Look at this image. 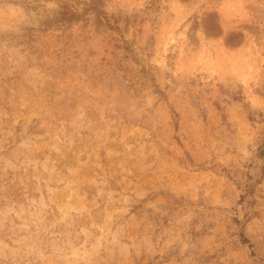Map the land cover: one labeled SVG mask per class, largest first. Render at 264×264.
Wrapping results in <instances>:
<instances>
[{
    "label": "rangeland",
    "instance_id": "1",
    "mask_svg": "<svg viewBox=\"0 0 264 264\" xmlns=\"http://www.w3.org/2000/svg\"><path fill=\"white\" fill-rule=\"evenodd\" d=\"M260 146L264 0H0V264H264Z\"/></svg>",
    "mask_w": 264,
    "mask_h": 264
},
{
    "label": "trees",
    "instance_id": "2",
    "mask_svg": "<svg viewBox=\"0 0 264 264\" xmlns=\"http://www.w3.org/2000/svg\"><path fill=\"white\" fill-rule=\"evenodd\" d=\"M258 155L264 157V147H261V146H260V147L258 148ZM241 196L243 197L244 194H242ZM242 240H243V242L246 241L245 238H243Z\"/></svg>",
    "mask_w": 264,
    "mask_h": 264
}]
</instances>
